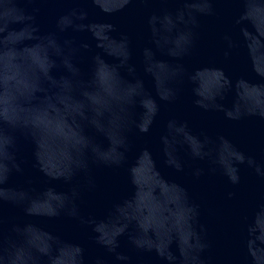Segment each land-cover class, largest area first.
Here are the masks:
<instances>
[{"label":"water","instance_id":"obj_1","mask_svg":"<svg viewBox=\"0 0 264 264\" xmlns=\"http://www.w3.org/2000/svg\"><path fill=\"white\" fill-rule=\"evenodd\" d=\"M0 264H264V0H0Z\"/></svg>","mask_w":264,"mask_h":264}]
</instances>
